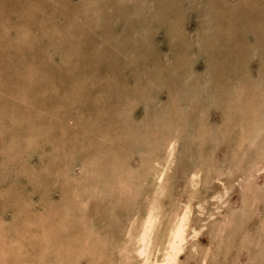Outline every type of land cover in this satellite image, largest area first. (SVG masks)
<instances>
[{"label": "rangeland", "instance_id": "374dc122", "mask_svg": "<svg viewBox=\"0 0 264 264\" xmlns=\"http://www.w3.org/2000/svg\"><path fill=\"white\" fill-rule=\"evenodd\" d=\"M66 1L69 5L65 9L71 7L72 10L63 9L62 5L64 6ZM95 1L98 4L101 3L102 10L100 12L102 13L100 14L104 16L99 18L103 24L95 29V34L100 36L99 40L95 35H91V27H88L85 22L87 19L81 20L83 18L81 10L90 6V0H0V115H3L0 116V122L8 119L12 106L15 108L22 102L21 98H15L16 93L12 91L14 81L17 84L20 83V86L22 84L24 93L36 101L35 105L32 106L21 104L27 110L21 109L19 114L21 116L26 115L28 121L23 120L29 125V131L35 127L52 130L50 133L47 132L49 140H45L44 135L42 137L37 133L33 146L29 147V150L24 148L25 150H21V153L16 156L9 151L4 152V150H7L6 147L4 150L3 148L0 149V237L3 236V240H0L3 244L0 242V246H11L12 252L16 248L19 250L16 249L15 253L17 251L18 253H12L13 255L4 256L3 254L6 261L1 260L0 263L35 264L36 262L38 264L39 260L37 261L36 246L33 245L32 236H39L41 231L44 233L50 232L51 228L54 227L53 223L54 225L65 223L61 222L60 218L64 220L67 218L68 221L66 222L69 223L70 221L74 228H77L76 230L73 228L71 233L82 235L84 233V237L91 240L94 237H92L90 231L88 234L86 228V225H91L92 230L99 231L98 238L103 241L104 245L101 244L103 248L108 247V243L111 242V245H114L115 238L123 235V230L126 227L128 228L127 223L130 224L134 216H141L146 208L145 205L149 204L152 198L155 197L153 174L147 170L148 164L145 158L140 161L143 154L138 152L139 146L135 143V132L144 133L142 129L144 123L150 121L149 118H153V122H157L160 118L159 120L162 123H160L159 128H162L164 124L161 115L163 116L164 111L168 110L164 115V120L175 115L173 109L170 110L172 100L168 102L170 98L175 96H177L174 98V103H177L174 104L177 109L176 118H179V121L173 125L168 124L165 130L163 128L159 130L160 135H166L168 133L167 129L172 133L177 132L181 135L177 144L178 148L176 147L177 158L171 164L167 177H165L167 180L164 187L167 194L166 197H162L160 200L161 215L170 214L173 207L180 210L187 202L190 190L187 174L200 160L198 159L199 155H206L207 159H209V156L213 157L212 159L216 163L210 169L205 164L201 165L202 172L209 173L210 177H204L201 180L195 196V199L202 202L193 201L191 203L192 213L190 214L189 228L198 226L202 228L196 236L197 238L187 239L180 255V264H197L199 254L206 251V248L210 259L207 262L204 260V264H249L251 259L256 260L258 247L254 246L255 240L249 247H240L241 243H238L239 237L244 233L240 231V228H236V221H239L236 219V214L242 205V200L239 201V199H242V195L245 193L244 189L247 188L244 182V173L254 169L251 166L252 162L254 160L259 161L263 156L260 149L264 146V124L260 121L262 124L260 128L256 125L258 124L256 121L260 118L264 119V101L262 100L264 90V0ZM51 6H54V8L50 11ZM55 6H57V9ZM44 7L46 8L45 11ZM74 7L79 9L78 14L80 17H78L80 19L75 16L70 18L71 12L75 13L73 11ZM77 26H81L83 29L88 28L90 39L86 37L85 33L82 37ZM206 26L210 36L207 33L208 31H205ZM19 31L26 32L28 36L26 39L30 38L28 45L24 44L20 38L15 40ZM62 31L64 34L67 32L66 36L61 35L60 32ZM69 33L70 35L72 33L75 37L70 38V36H67ZM71 42L79 49V52L76 50L72 52ZM94 47H98L97 50L100 51H95ZM39 57L40 61L39 59L37 62L30 61L32 58L36 60ZM210 59L214 62V68H221L225 73L221 71L216 74L215 70L210 68ZM27 61L31 66L35 65L36 70H39L37 73L39 76L35 75L34 78H32V74V76H28L30 64ZM38 62H41V64ZM144 66L149 69H145ZM1 71L4 72L3 75H1ZM52 76L56 78H52ZM215 77L218 79L216 80ZM33 80L40 81L39 84H42V86L44 84L48 85L50 92L46 93L47 96L40 92L42 88ZM219 80L221 81L218 85ZM183 83L187 84L186 87L183 86ZM25 85L27 86L25 87ZM219 86L222 87V91H220V94L215 95ZM159 88H162V90ZM187 93L188 95L191 93V95L188 96ZM180 94H182V97H179ZM187 96L188 98H186ZM212 96H217L219 101H214ZM181 98L183 99L182 102L180 101ZM185 99H188V102ZM177 101L180 102L181 105L179 104V106L181 107L178 106ZM8 106L10 107L8 108ZM188 114L194 116L191 117L192 120L190 119L193 122L184 125L188 134L184 130H182L183 132L180 131L181 133L176 131L175 125H178L179 128L180 120ZM241 114L245 117L242 118ZM21 116L17 115L15 118ZM196 116H198V121H204L206 128L212 130V134L208 135V140H206L209 141L206 144L209 145L210 150L207 146L206 150L203 149L204 151H200L199 148L196 149L197 142L185 143L189 141V136L194 135L192 137L195 138L197 127L195 124L198 122ZM67 117L72 126L67 123ZM227 117L230 120L232 119L231 122L233 121L234 124V129H231L230 126V131H226L222 127V120L227 119ZM132 121L135 122L137 129L132 128ZM18 123L21 125L23 121L19 120ZM4 124L0 123L2 132L6 129ZM256 127H259L260 130L256 132L253 138L254 142H244L245 155L239 152V157L243 158V166L239 168L238 165L231 162L234 154V141L239 139L241 129L246 130L248 128L247 131L251 130V133L252 130L256 131ZM63 131L66 134L65 140L61 137ZM24 132L28 133V130ZM11 134H15V132L10 130L8 133L0 135V144L11 146L9 142L13 136ZM21 136L23 134L19 133L17 138H20V143L24 144ZM140 140L141 136L137 138L136 142L140 143ZM64 141L68 145L66 149H71V155L63 153L59 148L57 150L54 148L55 142L63 143ZM99 142L103 144L101 145ZM88 144L89 146H87ZM144 144L147 145V141ZM94 145L98 150H94L96 148ZM102 146L106 150H103ZM7 156L9 159L6 158ZM155 156L158 159L163 156V152L156 150ZM44 162L45 164H43ZM100 162L103 164V166L101 164L102 167L98 166ZM63 163H67L70 170L68 179L64 176V169L61 170L62 173L57 172ZM15 167L18 168V172ZM261 168L263 171L256 174L254 178L255 186L250 187V190L255 192L256 195L258 192L260 194L264 192V160L260 161L259 169ZM144 169H146L147 175H144ZM10 170L12 171L10 172ZM104 170L108 172L110 178L106 176ZM97 174H101L100 177H97ZM11 175L15 176L12 178ZM43 177L45 178L43 179ZM133 177H135V180ZM104 179L108 181L106 186L101 182ZM175 179H177L176 182ZM183 181L184 183H182ZM83 184L89 186L85 192L80 191ZM97 185L99 186L96 187ZM227 186L228 194L222 198L224 202L219 203L217 196ZM35 188L37 189L35 190ZM174 189H176L177 194L174 193ZM74 190L80 191L81 197L86 198L87 196L90 198L87 203V210L92 212V222L82 223L79 218L74 216L75 206L71 202L65 201L66 197L71 196ZM43 191L48 193L46 194ZM11 195L13 198H11ZM44 196L48 197L47 200ZM133 196L136 200L130 198ZM133 203H136V205ZM137 203L139 206H137ZM263 204L264 198L262 196L259 199L260 207H257L259 209L254 212L256 214L252 213L256 217L251 218L252 222L249 219L245 223V226L242 227L244 230L248 231L250 228H254L253 231H255V226L259 227V223H263ZM64 206L70 208V212L66 216L59 212V208H64ZM50 207H53V209ZM137 207L141 210L138 211ZM219 207L220 209L217 210ZM49 210L56 213H51L52 216H49ZM224 215L234 220L230 225L231 228L227 225L225 231H222L227 235V239H224L226 244L222 246L220 243L222 239L219 235L215 233L216 236L213 238L214 234H210L215 225L213 220L215 218L217 221L223 220ZM105 217L108 219L106 220ZM209 217L212 219H209ZM254 218L256 219L254 220ZM121 223L124 224V229L120 226ZM13 225H15L14 228ZM251 225L254 227H251ZM235 231L236 236H234ZM111 232H115V234ZM255 232L257 233L256 236H259V232ZM256 238L259 239V237ZM14 240L18 241V243L16 242L17 245L14 244ZM18 245L19 247H17ZM3 246L2 249H4ZM192 246H195L194 251L191 249ZM220 246L222 252H220ZM237 246L238 248H236ZM19 248L23 254L20 253ZM56 248L53 249L52 254ZM224 248L227 249L226 252L223 250ZM233 249L235 250L233 251ZM33 250H35V253H33ZM28 251L30 252L29 255ZM224 258H228V260ZM260 258L261 261L259 260L256 263L253 260L250 261V264H264V255L262 254ZM217 259L219 260L217 261ZM86 260L87 258L83 257L78 264H86ZM103 263L107 264L108 262Z\"/></svg>", "mask_w": 264, "mask_h": 264}, {"label": "bare ground", "instance_id": "6f19581e", "mask_svg": "<svg viewBox=\"0 0 264 264\" xmlns=\"http://www.w3.org/2000/svg\"><path fill=\"white\" fill-rule=\"evenodd\" d=\"M54 1V0H53ZM59 1V0H58ZM86 1H88V0H86ZM38 2V1H37ZM96 1L95 0H90V6L88 7V8H83L82 10H81V14L83 15L82 17L83 18H81V20L83 19H87L85 22H86V25L89 27H91L90 29L92 30L91 31V35H95V37L99 40V37L100 36H98V35H96L95 34V29H97V28H99V26L101 25V24H103L102 23V21L101 20H99V18L100 17H102L103 16V14L101 15L100 13H102V12H100L101 10H102V5H101V3L100 4H98L97 2L95 3ZM44 3V2H43ZM48 3V2H47ZM53 3V2H52ZM51 3V4H52ZM88 4V3H87ZM41 5V4H40ZM45 5V4H44ZM47 5V4H46ZM55 5V4H54ZM69 5V3H67V1L65 2V4H64V6L62 5V7H63V9H65L67 6ZM43 6V5H42ZM73 6V5H72ZM52 7V6H51ZM56 7V9H57V6H55ZM43 8V7H42ZM48 8V7H47ZM53 8H54V6L52 7V9L50 8L49 10L51 11V10H53ZM104 8V7H103ZM45 7H44V11H45ZM69 11H70V9H71V7L70 8H67ZM67 9H65V10H67ZM74 10L73 11H75V13H72L71 12V16H70V18L72 17V16H75L76 18L79 16V14H78V11H79V9L78 8H73ZM88 9V10H87ZM48 10V9H47ZM48 10V11H49ZM62 10V9H61ZM72 10V9H71ZM107 10V9H106ZM28 11V10H27ZM26 11V12H27ZM50 11H49V13H50ZM57 11V10H56ZM63 13V12H62ZM48 14V13H47ZM57 14H59V13H57ZM61 14V13H60ZM69 14V13H68ZM34 15V14H33ZM54 15V14H53ZM62 15V14H61ZM3 16V15H2ZM41 16V15H40ZM66 16H68V15H66ZM35 17V16H34ZM39 17V16H38ZM44 17V16H43ZM80 17V16H79ZM78 17V19H80ZM104 17V16H103ZM3 18V17H2ZM7 18V17H6ZM36 18V17H35ZM56 18V17H55ZM58 18V17H57ZM41 19V18H40ZM8 20V19H7ZM35 20V19H34ZM43 21H44V19H42ZM56 20H58V19H56ZM69 20V19H68ZM82 20V21H83ZM5 21V20H4ZM48 21V20H47ZM60 21V20H59ZM9 22V21H8ZM70 23H73V22H71V21H69ZM95 22V23H94ZM10 23V22H9ZM99 23V24H98ZM24 24V23H23ZM34 24V23H33ZM32 24V25H33ZM96 24H98V25H96ZM12 25V24H11ZM93 25H95V26H93ZM16 26V25H15ZM29 26H31V25H29ZM28 26V27H29ZM46 26V25H45ZM83 26V25H82ZM78 27V30H79V32H80V34L82 35V37L84 36V33H85V35H86V37L88 38V39H90V37L91 36H88V33L90 34V32H89V30H88V28L87 29H83V28H81V26H77ZM94 27V29H92ZM8 28V27H7ZM11 28V27H10ZM71 28V27H70ZM207 29V30H206ZM13 30V29H12ZM36 30H37V27H36ZM104 31V30H103ZM205 31L207 32L208 31V27L206 26L205 27ZM51 32L53 33V31L51 30ZM61 33V35H64V36H66L65 34L67 33H65L64 34V32L62 31V32H60ZM208 33V35L210 36V32L208 31L207 32ZM76 34V33H75ZM30 35V34H29ZM67 36H70V38L71 37H73L74 35L71 33V35H70V33L67 35ZM79 36V35H78ZM28 36H27V34H26V32H21V31H19V32H17V34H16V39L15 40H17V38L19 39H21V41H23V43L24 44H26V45H28V43H30V38L29 39H26ZM30 37V36H29ZM75 37V36H74ZM23 38V39H22ZM210 38V37H209ZM208 38V39H209ZM51 39H52V37H51ZM85 39V38H84ZM189 39V38H188ZM6 41V40H5ZM39 41V40H38ZM43 41V40H42ZM45 41V40H44ZM12 42V41H11ZM1 43V42H0ZM38 43V42H37ZM191 43V42H190ZM210 44V43H209ZM108 46H109V44H108ZM107 46V47H108ZM76 48V49H75ZM98 49V47H94V50L95 51H97V52H99L100 50H97ZM103 49H105V50H107L106 48H103ZM102 49V50H103ZM260 49V48H259ZM71 50H72V52L73 51H78L79 52V49L77 48V47H75V45H74V43H72L71 42ZM24 52V51H23ZM101 52H103V51H101ZM1 53H2V51H1ZM104 53V52H103ZM24 56H25V53H24ZM43 57V56H42ZM213 57V56H212ZM264 58V57H263ZM38 59H39V61H40V57L39 58H36V60L34 59V58H32L30 61H32V62H37L38 61ZM244 59V58H243ZM243 59H241V60H243ZM108 60V59H107ZM149 61H151V60H149ZM210 61V68H213L215 71V73L216 74H219V72H221V71H223V69H221V68H214V62H213V60H209ZM2 62V61H1ZM132 62H134V61H132ZM148 62V61H147ZM2 63H4V62H2ZM27 63H28V61H27ZM26 63V64H27ZM38 63H40L41 64V62H38ZM6 64V63H5ZM28 64H30V63H28ZM186 64V63H185ZM213 65V66H212ZM2 67V66H1ZM145 67V66H144ZM226 67V66H225ZM149 69L148 67H145V69ZM178 69H180V68H178ZM177 69V70H178ZM1 70H3V69H1ZM151 70V69H150ZM156 70V69H155ZM4 71V70H3ZM38 71L39 70H36V68H35V65L33 64L32 66H31V64H30V66H29V75L28 76H30L31 74L33 75H31L32 76V78H34V76L35 75H37V76H39V74H37L38 73ZM106 71V70H105ZM160 71V70H159ZM182 71V70H181ZM2 72V71H1ZM68 72V71H67ZM152 72V71H151ZM184 72V71H183ZM187 72V71H186ZM189 72V71H188ZM70 73V72H69ZM106 73H107V71H106ZM150 73V72H149ZM153 73V72H152ZM213 73V72H212ZM223 73H225L224 71H223ZM4 74V72H2L1 73V75H3ZM52 74V73H51ZM154 74V73H153ZM164 74V73H163ZM184 74H185V72H184ZM188 73H187V77H188ZM58 76H60L59 74H58ZM57 76V77H58ZM152 76V75H151ZM156 76V75H155ZM176 76V75H175ZM244 76V75H243ZM141 78H142V76H140ZM144 77V76H143ZM245 77V76H244ZM52 78H56V77H53L52 76ZM155 78V77H154ZM163 78V77H162ZM189 78V77H188ZM214 78V77H213ZM216 78V80L218 79L217 77H215ZM163 79H165V78H163ZM182 79V78H181ZM48 81H49V79H47ZM154 80V79H153ZM184 80H186V79H184ZM183 80V81H184ZM37 85H40V87L42 88L41 90H40V92L43 94V95H46V93L47 92H50V90H49V87H47L48 85H43L42 86V84H39V82L40 81H36V80H33ZM148 81V80H147ZM157 81V80H156ZM188 81V80H187ZM191 81V80H190ZM220 81L221 80H219V82H217V84L219 85L220 84ZM159 82H161V81H159ZM168 82V81H167ZM192 82V81H191ZM146 83V82H145ZM151 83H152V81H151ZM246 83V82H245ZM149 84H150V82H149ZM148 84V85H149ZM153 85H155L154 83H152ZM180 84V83H179ZM178 84V85H179ZM184 84V83H183ZM200 84V83H199ZM152 85V86H153ZM169 85V84H168ZM171 85V84H170ZM173 85V84H172ZM187 85V84H186ZM186 85L184 84L183 86L184 87H186ZM209 85V84H208ZM27 85H25V87H26ZM32 86V85H31ZM190 86H191V84H190ZM197 86V85H196ZM210 86H212V85H210ZM251 86H253V85H251ZM131 87V86H130ZM143 87V86H142ZM195 87V86H194ZM201 87V86H200ZM138 88V87H137ZM150 88H152V87H150ZM155 88H156V86H155ZM155 88H153V89H155ZM172 88V87H171ZM196 88V87H195ZM198 88H199V86H198ZM217 88V87H216ZM157 89V88H156ZM155 89V90H156ZM159 89H161L162 90V88H159ZM167 89V88H166ZM4 90H6V89H4ZM148 90V89H147ZM181 90V89H180ZM185 90V89H184ZM192 90V89H191ZM256 90V89H255ZM12 91H14L16 94V96H15V98H21L22 99V102H21V104H23V106H32V105H35V100H33L32 99V97H28V95L26 94V93H24V86L21 84V86H20V83H15L14 81H13V83H12ZM153 91V90H152ZM170 91V90H169ZM176 91V90H175ZM186 91V90H185ZM193 91V90H192ZM220 91H222V87H218V89H216V92H215V95H218V93L220 94ZM29 92H31V91H29ZM153 92H155V91H153ZM166 92V91H165ZM174 92V91H173ZM177 92V91H176ZM175 92V93H176ZM187 92V91H186ZM188 92H189V90H188ZM197 92V91H196ZM195 92V93H196ZM2 93V92H1ZM5 93H7L6 91H5ZM179 93H181V92H179ZM183 93V92H182ZM50 94V93H49ZM159 94H161V93H159ZM168 94V93H167ZM177 94H178V92H177ZM185 94V93H184ZM190 95H191V93H189ZM43 95H42V97H43ZM153 95V94H152ZM187 95H188V93H187ZM190 95H188V96H190ZM193 95V94H192ZM47 96V95H46ZM170 96H171V94H170ZM182 97V94H180L179 95V97ZM184 96V95H183ZM188 96L186 97V98H188ZM194 96V95H193ZM157 97V96H156ZM175 97H177V96H175ZM174 97V98H175ZM196 97V96H195ZM213 97V99H214V101L216 100V101H219L218 100V97L217 96H212ZM147 98H148V96H147ZM154 98V97H153ZM166 98V97H165ZM174 98H170L169 99V101L168 102H170V100H172L171 102H173L171 105H172V108H170V110L171 109H173V112H174V114L175 115H173V117H171L170 119H166V120H164V115L166 114V112L168 111H164V113H163V116L161 115V117H163L162 118V121H163V129L165 130V127L167 128L168 127V124H170V125H173V124H175V122L177 123L178 121H179V118H176L177 116H176V113H177V109H176V107H175V105L174 104H177V103H174ZM155 99V98H154ZM190 99V98H189ZM219 99H220V97H219ZM6 100V99H5ZM177 100H178V98H177ZM182 98H181V102H182ZM186 100V99H185ZM188 100V99H187ZM186 100V101H187ZM249 100V99H248ZM262 100L264 101V90H263V97H262ZM42 101V100H41ZM186 101L184 102L185 104H186ZM191 101V100H190ZM200 101V100H199ZM259 101H260V99H259ZM176 102V101H175ZM178 102V101H177ZM188 102V101H187ZM197 102H198V100H197ZM246 102V101H245ZM192 103V102H191ZM194 103V102H193ZM202 103V102H201ZM21 104H19L17 107H15L14 108V106H12L11 108V110L9 111V117H8V119L7 120H3L2 122H0V123H5L4 124V126H5V128L7 129H5V131H3L2 132V130H0V135H3L4 133H8L10 130H12V131H14L15 132V134H11V135H13L12 137H11V140L9 141L10 142V144H11V146H6V145H4V144H0V146H1V148L0 149H2L3 148V150H4V148L5 149H7L6 151L4 150V152H10V153H14L15 154V156L18 154V153H21V150L22 151H24L25 149H27V150H29L30 148L29 147H31V146H33V144H34V142H35V140H36V138H35V136H36V134L38 133V134H40V136H42L43 137V135H44V139L45 140H49V136H48V133L47 132H51L52 130L51 129H49V128H47V129H40V127H35V128H33V130L31 129V131H29L30 129L28 128V124L27 123H25L24 122V120L23 119H26V121H28V119L26 118V115H22L21 116V114H19L20 113V111H21V109L22 110H24V109H26V108H24ZM154 104V103H153ZM179 104H180V102H178V106H179ZM187 104H190V103H187ZM160 105V104H159ZM169 105V104H168ZM181 105V104H180ZM191 105H193V104H191ZM190 105V107H192ZM195 105V104H194ZM200 105V104H199ZM203 105V104H202ZM161 106V105H160ZM177 106V105H176ZM185 106V105H184ZM204 106V105H203ZM202 106V107H203ZM10 106H8V108H9ZM179 107H181V106H179ZM18 108V109H17ZM114 109V108H113ZM14 110V111H13ZM27 110V109H26ZM166 110V109H165ZM169 110V111H170ZM232 110V109H231ZM172 111V110H171ZM170 111V112H171ZM263 111V110H262ZM198 112H199V110H198ZM196 113V112H195ZM254 113V112H253ZM1 114V113H0ZM21 116V117H16L15 118V116ZM198 115V114H197ZM229 115L231 116V114L229 113ZM1 116V115H0ZM3 116V115H2ZM1 116V117H2ZM201 116V115H200ZM225 116V115H224ZM167 118H168V116H166ZM180 117V116H179ZM191 117H194L193 116V114H188V116H186L184 119L182 118L181 120H180V125H179V128H178V125H175L176 127H174L175 128V130L176 131H182V130H184V132H186L187 131V128H184L185 126V124H189L188 122H193V121H190V119H191ZM197 117V121L199 120L198 119V116H196ZM241 117L243 118V117H245L243 114H241ZM240 117V118H241ZM264 117V116H263ZM70 118V117H69ZM123 119V118H122ZM160 118H158V120H157V122H153V118L151 119V118H149V120L150 121H148V123L147 122H145L144 124V128L142 129L143 131H144V133H141L140 134V132L139 133H136L135 132V134H136V136H135V143H137V146H139L138 148V152L139 153H141V154H143L142 156H141V160L140 161H143L144 160V158H145V160H146V163L148 164V169L147 170H149V172L151 173V174H153L152 175V177H153V180L155 181V187H154V193H155V197L154 198H152V200H151V202H149V204H146L145 206H146V208H145V210L143 211V213L141 214V216H134L133 218H132V221H130V224H128L127 223V226H128V228L126 227L125 229L123 228V226H124V224L122 225V223H121V225L120 226H122V228L124 229L123 230V235H119L120 237L119 238H115V242H114V245H111V243H108V247L106 246H104L105 248H103L102 247V243H103V241H100L99 240V238H98V234H100L99 233V231H97V230H92L91 229V225H86V228L88 229V234H89V231H90V233H91V235H92V237H94L93 239H86L85 237H84V233H83V235L82 234H78V233H71L72 232V230H73V228H74V226L72 225V223H70V221H69V223H67L66 221H68V219L66 218L65 220L64 219H62V218H60V221L61 222H65V223H61V224H58V225H54V223H53V228H51V230H50V232L48 231H46L47 233H44L43 231H41L40 232V235L39 236H37V235H34V236H32V242H33V245H35L36 247V252H37V255H36V257L38 258L37 259V261L39 260V263L40 264H78V263H80V260L83 258V257H86L87 258V260H86V264H104L103 262H108L107 264H180V255L182 254V252H183V249H184V246H185V243H186V241H187V239L189 238H197L196 236L198 235V233H199V231H200V229L202 228L201 226H198V227H190L189 228V220H190V214L192 213V202L193 201H196V202H198V203H201L202 201L201 200H197V199H195L196 197V195H197V192H198V187H199V185H200V183H201V180L204 178V177H207V178H209L210 176V174L209 173H206V172H202V164H205L206 166H208L209 168L208 169H210V168H212L213 166H215L216 165V163H215V161H214V159H212L213 157H208L209 159H207V156L206 155H199L198 156V159H200V160H198V162L195 164V166L194 167H192V169L190 170V172H188V176H189V179H188V181H189V188H190V190H189V196H188V200H187V202L184 204V206H183V208H181L180 210H178V208L176 209L175 207H173L172 208V210H171V212H170V214H168V215H161V208H160V200H161V198L162 197H166V194H167V192L165 191V187H164V184H165V182H166V180H167V178H165V177H167V174H168V171H169V169H170V167H171V164H173V161L175 160V158H177L176 157V152H177V149H176V147H177V144H178V141H179V138H180V134H178L177 132H170L168 129H167V131H168V133L166 134V135H160V132H159V130H162V128H159L160 127V123H162L160 120H159ZM236 119V118H235ZM250 119H252V118H250ZM250 119L248 120L249 122H250ZM19 120L20 121H23V123H21V125L18 123L19 122ZM67 120H68V122L67 123H69V126H72V124H71V122H70V120L68 119V117H67ZM192 120V119H191ZM206 120V119H205ZM232 120V119H231ZM231 120L229 119V117H227V119L225 118V119H223L222 120V122H223V128H225L226 129V131H230V126H231V129H234V124H233V121L231 122ZM245 120V119H244ZM256 120V119H255ZM64 121V120H63ZM245 121H247V120H245ZM244 121V122H245ZM262 122V124H264V119L262 120L261 118L260 119H258V121H256V123H258V124H256L255 122H254V124H256L257 126H259L260 128H261V122ZM15 122V123H14ZM65 122V121H64ZM133 122V121H132ZM242 122V121H241ZM248 122V123H249ZM121 123V122H120ZM23 124V125H22ZM134 124V125H133ZM133 124H132V128L133 129H137L136 127L137 126H135L136 124H135V122H133ZM190 124H192V123H190ZM250 124V123H249ZM195 125H197V127L195 126ZM194 125V127H196V130H195V138H193L194 137V135H192V136H189V138H188V140L189 141H186L185 143H188V144H190V143H195V142H197L198 143V146L196 147V149L197 148H199L200 149V151L202 150V151H204L203 149H205L206 148V146H207V144H206V142H208L209 143V141H206V140H208V135H211L212 133H211V129H209V128H206V126H205V123H204V121L203 122H201V121H198L196 124ZM239 125H240V123H239ZM187 126H189V125H187ZM237 126V125H236ZM254 126V125H253ZM34 127V126H33ZM193 127V128H194ZM238 128H239V126H237ZM245 127V126H244ZM252 127V126H251ZM259 127H256L255 128V130L256 131H253L252 130V132L250 133V131L251 130H249V132L247 131V129L245 130V129H241V134L239 135L240 137H239V139L238 140H235L234 141V147H233V152H234V154L232 155V159H231V162L232 163H234V164H236V165H238L239 166V168L241 167V166H243L242 165V163H243V158H241V157H239V152H242L244 155H245V153H246V149L244 150V148H243V146H244V142H254L253 141V138L255 137V134H256V132L258 131V130H260V128ZM131 128V127H130ZM139 128V127H138ZM246 128V127H245ZM132 129V131L134 132V130ZM140 129V128H139ZM253 129V128H252ZM25 130H28V133H26V132H24ZM237 131H238V129H237ZM183 132V131H182ZM193 132H194V130H193ZM246 132H248V133H250V134H248V133H246ZM16 133H20V134H23V136H21L22 138H23V141H24V144H21L20 143V138H17V135L18 134H16ZM181 133V132H180ZM187 133V132H186ZM115 134V133H114ZM188 134V133H187ZM68 135V134H67ZM65 136H66V134H65V131H63V132H61V137L65 140ZM103 136H105V135H103ZM139 136H141V140H140V143L139 142H136V140H137V138L139 137ZM188 137V136H187ZM190 137H192V138H190ZM103 138H105V137H103ZM246 138H249V139H246ZM257 138V137H256ZM91 139V138H90ZM143 139V140H142ZM190 139H192V141H190ZM106 140V139H105ZM88 141V140H87ZM94 141V140H93ZM147 141V145L146 144H144V142H146ZM97 142V141H96ZM95 142V143H96ZM99 143H101V142H99ZM180 143V142H179ZM103 143H101V145H102ZM99 145V144H98ZM87 146H89V144L87 145ZM95 147H96V145H94ZM187 146V145H186ZM209 146V145H208ZM208 146H207V148H208ZM21 147V148H20ZM66 147H68V145L66 144V142L64 141L63 143H59V142H55V149L57 150V148H59V150L61 149V151H63V153H68V154H70L71 155V149H66ZM252 147V146H251ZM258 147V146H257ZM256 147V148H257ZM20 148V149H19ZM25 148V149H24ZM93 148V147H92ZM102 148H104V146H102ZM178 148V147H177ZM184 148H185V146H184ZM211 148H213V147H211ZM253 148H254V146H253ZM259 148V147H258ZM94 149V148H93ZM97 149V147L94 149V150H96ZM209 149V148H208ZM2 150V151H3ZM98 150V149H97ZM101 150V149H100ZM103 150H106L105 148L103 149ZM156 150L157 151H162L163 152V156L162 157H160V158H158L157 159V157L155 156V153H156ZM187 150V149H186ZM206 150V149H205ZM210 150V149H209ZM254 150H255V148H254ZM261 150V153H263V156H262V159H258L259 161H251L252 162V164H251V166H253L254 167V169H251V171H249V172H245L244 173V182H245V185L247 186V188L246 189H244L245 190V193H243V195H242V199L240 198L239 199V201L240 200H242V205L240 206V209H239V212L236 214V219H238L239 221H236V228L237 229H239L240 228V231L242 232V233H244V234H242L240 237H239V239H238V243H241L240 244V247L242 246V247H245V246H247V247H249V245H252V242L255 240V244H254V246L257 248L258 247V249H257V252H256V260H254V262H259V260L261 261V255L263 254L264 255V215H263V217L261 216L262 214V212H263V210H262V212L260 211V216L262 217V221H263V223H259L260 225H259V227L257 226H255V231H258L259 233H258V235L259 236H256V232L255 231H253V229H249L248 231H246V230H244L242 227H244L245 226V223L250 219L251 220V218L253 219V217H256V216H253V214L252 213H254V212H256V209H257V207L259 206V199L263 196V198H264V192H262L263 194H260V192H258V194L256 195V193L255 192H253V191H251L250 190V187H252V186H255V176H256V174H260L261 173V171H263V169L261 168V169H259V166H260V161L261 160H264V146L262 147V149H260ZM102 151V150H101ZM179 152H181L180 150H179ZM9 153V155L11 156V154ZM7 154V153H6ZM179 154V153H178ZM200 154V153H199ZM255 154H258V153H255ZM4 155V154H3ZM94 155V154H93ZM260 155V154H259ZM2 156V155H1ZM65 156V155H64ZM256 156H258V155H256ZM13 157V156H12ZM259 157V156H258ZM6 158H8V156L6 157ZM250 158V157H249ZM252 158V157H251ZM261 158V157H260ZM9 159V158H8ZM82 162V161H81ZM99 162V161H98ZM228 162V161H227ZM262 163V162H261ZM43 164H45V162L43 163ZM42 164V165H43ZM97 164V163H96ZM101 162L98 164V166L100 165V167H102L103 166V164H102V166H101ZM115 164V163H114ZM177 164V163H176ZM209 164V165H208ZM68 164L67 163H63V165L61 166L60 165V169H58V171L57 172H60V173H62V169H64V176L68 179L69 178V176H70V174H69V167L67 166ZM213 165V166H212ZM263 165V164H262ZM23 166H25V165H23ZM95 166V165H94ZM97 166V167H98ZM178 166V165H177ZM231 166V165H230ZM47 167V166H46ZM96 167V166H95ZM263 167V166H262ZM17 167H15V169H16ZM176 168V167H175ZM216 168V167H215ZM6 169V168H5ZM26 169V168H25ZM115 169H117L116 167H115ZM146 169H144L143 170V173H144V175L146 174ZM39 170V169H38ZM122 170V169H121ZM127 170V169H126ZM173 170V169H172ZM204 170V169H203ZM9 171V170H8ZM12 170H10V172H11ZM15 171V170H14ZM21 171V170H20ZM128 171V170H127ZM176 170L174 169V172H175ZM187 171H189V170H187ZM223 171V170H222ZM17 172H18V168H17ZM38 172V171H37ZM104 172L107 174L106 176H108L109 178H110V176H109V174H108V172L106 171V170H104ZM122 172V171H121ZM124 172H125V169H124ZM32 173V172H31ZM206 173V174H205ZM264 173V172H263ZM10 174V173H9ZM14 174V173H13ZM35 174V173H34ZM39 174V173H38ZM177 174V173H176ZM186 174V173H185ZM27 175V174H26ZM100 175L101 174H97V177H100ZM124 175V174H123ZM147 175V174H146ZM262 175V174H261ZM4 176V175H3ZM12 176V178L15 176H13V175H11ZM36 176V175H35ZM40 176V175H39ZM119 176V175H118ZM176 176V175H175ZM25 177H27V176H25ZM108 177H107V179H108ZM124 177H125V175H124ZM132 177V176H131ZM171 177H173V178H175L174 176H171ZM185 177V176H184ZM214 177V176H213ZM10 178V177H9ZM32 178H34V177H32ZM45 177H43V179H44ZM134 178V180H135V177H133ZM188 178V177H187ZM26 179V178H25ZM29 179H31L30 177H29ZM36 179V178H35ZM39 179H42V178H39ZM38 179V180H39ZM107 179H104V180H102L101 182L102 183H104L105 184V186H106V184H108V181H107ZM184 179V178H183ZM12 180V179H11ZM27 180V179H26ZM25 180V181H26ZM100 180V179H99ZM98 180V181H99ZM109 180H111V179H109ZM113 180H115L114 178H113ZM176 180L177 179H175V182H176ZM210 180H211V178H210ZM9 181V180H8ZM30 181H32V180H30ZM46 181V180H45ZM186 182H187V180H186ZM24 183V182H23ZM26 183V182H25ZM24 183V184H25ZM32 183H34V182H32ZM36 183H37V181H36ZM51 183V182H50ZM97 183V182H96ZM172 183V182H171ZM182 183H184V181L182 182ZM27 184H28V182H27ZM30 184V183H29ZM41 184V183H40ZM110 184V183H109ZM176 184V183H175ZM186 184V183H185ZM257 184V183H256ZM33 185V184H32ZM47 185V184H46ZM169 185H170V183H169ZM173 185V184H172ZM177 185V184H176ZM179 185V184H178ZM35 187H36V184L34 185ZM92 186V185H91ZM99 185H97L96 187H98ZM103 186V185H102ZM123 186V185H122ZM124 186H126V185H124ZM221 186V185H220ZM258 186V185H257ZM32 188H33V186H31ZM40 187V186H39ZM80 187V186H79ZM87 187H89V186H86L85 184H83L82 186H81V188H80V191H84L85 192V190H86V188ZM113 187V186H112ZM44 188V187H43ZM46 188V187H45ZM93 188V187H92ZM102 188V187H101ZM104 188V187H103ZM121 188V187H120ZM124 188V187H123ZM174 188V187H173ZM178 188V187H177ZM262 188V187H261ZM4 189V188H3ZM37 188H35V190H36ZM42 189V188H41ZM94 189V188H93ZM92 189V190H93ZM126 189H127V187H126ZM125 189V190H126ZM183 189H184V187H183ZM221 189V188H220ZM28 190H30V189H28ZM88 190V189H87ZM96 190V189H95ZM98 190V189H97ZM113 190V189H112ZM172 190V189H171ZM182 190V189H181ZM47 191V190H46ZM46 191H43V192H45L46 193ZM80 191H76V190H74L73 192H72V195L71 196H68V197H66V199H65V201H69V202H71V204H73L74 206H75V212H74V216L76 217V218H79L81 221H82V223H84V224H86V222L88 221H90V222H92L93 221V217L91 216V213L92 212H90L89 210H87V203H88V201L90 200V198H88L87 196H86V198H83V197H81L82 195H80ZM89 191V190H88ZM98 191H100V190H98ZM102 191V190H101ZM111 191V190H110ZM119 191V190H118ZM122 191V190H121ZM263 191V190H262ZM31 192H34V191H32L31 190ZM38 192V191H37ZM43 192H41V193H43ZM90 192V191H89ZM103 192V191H102ZM113 192V191H112ZM116 192V191H115ZM123 192V191H122ZM129 192V191H128ZM127 192V193H128ZM132 192V191H131ZM27 193V192H26ZM35 193V192H34ZM39 193V192H38ZM48 193V192H47ZM46 193V194H47ZM106 193V192H105ZM108 193V192H107ZM118 193V192H117ZM121 193V192H120ZM124 193V192H123ZM174 193L175 194H177V192H176V189H174ZM13 194H15V193H13ZM12 194V195H13ZM29 194V193H28ZM33 194V193H32ZM122 194V193H121ZM129 194H131L130 192H129ZM134 194V193H133ZM227 194H228V186L226 187V188H224V190H223V192H221V194L219 193L218 194V196H217V201L219 202V203H221V201L222 202H224L223 201V199L222 198H224V196L226 197L227 196ZM231 194V193H230ZM3 195V194H2ZM10 195V194H9ZM12 195H11V198H13L12 197ZM34 195V194H33ZM101 195V194H100ZM106 195V194H105ZM174 195V194H173ZM181 195V194H180ZM4 196V195H3ZM14 196V195H13ZM25 196V195H24ZM28 196V195H27ZM116 196H118V195H116ZM129 196V195H128ZM101 197V196H100ZM104 197V196H103ZM108 197V196H107ZM121 197H122V195H121ZM177 197V196H176ZM194 197V198H193ZM39 198V197H38ZM44 198H46L45 196H44ZM44 198H43V200H44ZM48 198V197H47ZM47 198H46V200H47ZM51 198V197H50ZM123 198V197H122ZM130 198H135L134 196L133 197H130ZM173 198H174V196H173ZM229 198V197H228ZM24 199H25V197H24ZM27 199V198H26ZM29 199V198H28ZM31 199V198H30ZM42 199V198H41ZM110 199V198H109ZM175 199V198H174ZM178 199V198H177ZM38 200V199H37ZM52 200V199H51ZM125 200V199H124ZM129 200V199H128ZM131 200V199H130ZM135 200H136V198H135ZM12 201V200H11ZM13 201H14V199H13ZM30 201V200H29ZM28 201V202H29ZM40 201V200H39ZM104 201H106L105 199H104ZM127 201V200H126ZM132 201V200H131ZM138 201V200H137ZM173 201V200H172ZM171 201V202H172ZM111 202V201H110ZM134 202V201H133ZM140 202V201H139ZM15 203V202H14ZM106 203V202H105ZM145 203V202H144ZM147 203V202H146ZM207 203V202H206ZM218 203V205H220ZM226 203V202H225ZM13 204V203H12ZM36 204V203H35ZM48 204H50V203H48ZM132 204V203H131ZM134 205H136V203H133ZM178 204H179V202H178ZM203 204V203H202ZM224 204V203H223ZM240 204V203H239ZM262 204V203H261ZM41 205V204H40ZM122 205V204H121ZM15 206V205H14ZM35 206V205H34ZM57 206V205H56ZM137 206H139L138 205V203H137ZM263 206H264V204H263ZM13 207V206H12ZM92 207V206H91ZM260 207V206H259ZM51 209H53V207H50ZM114 208V207H113ZM138 208V211H139V209L141 210V208H139V207H137ZM143 208V207H142ZM14 209H16V208H14ZM19 209V208H18ZM60 209V211L59 212H61V213H63V214H65V216L67 215V214H69V212H70V208L69 207H66V206H64V208H59ZM134 209H135V206H134ZM174 209V210H173ZM214 209V208H213ZM220 209V207L217 209V210H219ZM259 209V208H258ZM257 209V210H258ZM43 210V209H42ZM124 210V209H123ZM127 210V209H126ZM196 210V209H195ZM198 210V209H197ZM260 210H261V208H260ZM1 211V210H0ZM15 211V210H14ZM22 211V210H21ZM44 211V210H43ZM213 211V210H212ZM222 211H223V209H222ZM23 212H25L24 210H23ZM22 212V213H23ZM42 212V211H41ZM49 216H52V214L51 213H56L55 211H50L49 210ZM129 212H131V211H129ZM135 212V211H134ZM1 213V212H0ZM17 213V212H16ZM46 213V212H45ZM213 213V212H212ZM7 214V213H6ZM35 214V213H34ZM62 214V215H63ZM101 214H102V211H101ZM254 214H256V213H254ZM9 215V214H8ZM26 215V214H25ZM28 215V214H27ZM26 215V216H27ZM41 215V214H40ZM199 215V214H198ZM25 216V217H26ZM33 216V215H32ZM35 216V215H34ZM33 216V217H34ZM54 216V215H53ZM122 216V215H121ZM19 217V216H18ZM44 217V216H43ZM199 217V216H198ZM211 217H213V216H211ZM211 217H209V219H212ZM261 217H260V219H261ZM30 218V217H29ZM42 218V217H41ZM45 218V217H44ZM106 218V217H105ZM113 218V217H112ZM192 218V217H191ZM213 218H215V217H213ZM25 219V218H24ZM48 219V218H47ZM108 218H106V220H107ZM218 219V218H217ZM256 218H254V220H255ZM34 220H36V219H34ZM114 220V219H113ZM215 220V221H214ZM213 220V222L215 223V225L213 226V231H211L212 233L210 234V235H213V238H215V236H216V234L217 235H219V237L222 239V242H220L221 244H222V246H223V244H226V240H224L225 238L227 239V235H226V233H223L222 231H225V228H226V226L227 225H229L228 227L229 228H231L230 227V225L233 223V218L231 219L229 216L227 217L226 215H224L223 216V220L221 219L220 221L218 220H216V218ZM23 221V220H22ZM44 221H46V220H44ZM259 221V220H258ZM14 222V221H13ZM40 222V221H39ZM115 222V221H114ZM125 222V221H124ZM251 222H252V220H251ZM250 222V223H251ZM23 223V222H22ZM45 223V222H44ZM43 223V224H44ZM47 223V222H46ZM98 223V222H97ZM113 223V222H112ZM163 223H165L164 225H162ZM20 224V223H19ZM26 224V223H25ZM40 224V223H39ZM91 224V223H90ZM116 224V223H115ZM9 226H10V224H8ZM49 225V224H48ZM112 225V224H111ZM110 225V226H111ZM114 225V224H113ZM199 225V224H198ZM202 225V224H201ZM250 225V224H249ZM253 225V224H252ZM251 225V227H254V226H252ZM2 226V225H1ZM6 226H7V224H6ZM120 226H118V227H120ZM162 226V227H161ZM3 227V226H2ZM15 227V225H13V228ZM32 227V226H31ZM48 227V226H47ZM99 227V226H98ZM115 227H116V225H115ZM7 228V227H6ZM29 228V227H28ZM27 228V229H28ZM41 228H42V226H41ZM97 228V227H96ZM12 229V228H11ZM32 229V228H31ZM47 229H50V228H47ZM75 230L77 229V228H74ZM118 229H121V228H118ZM23 230V229H22ZM25 230V229H24ZM108 230V229H107ZM114 230V229H113ZM3 231V230H2ZM10 231V230H9ZM102 231H104V230H102ZM112 231V230H111ZM251 231H253V232H251ZM21 232V231H20ZM35 232V231H34ZM33 232V233H34ZM37 232V231H36ZM78 232H80V231H78ZM120 232V231H119ZM228 232V231H227ZM2 233V232H1ZM8 233V232H7ZM13 233V232H12ZM24 233H26V232H24ZM32 233V232H31ZM109 233V232H108ZM112 234H115V232L113 233V232H111ZM216 233V234H215ZM5 234V233H4ZM111 234V235H112ZM235 235L234 236H236V231H235V233H234ZM2 235V234H1ZM8 235V234H7ZM13 235H15V234H13ZM20 235V234H19ZM10 236V235H9ZM20 237V236H19ZM116 237V236H115ZM256 237H259V239L258 238H256ZM216 238H218V237H216ZM219 238V239H220ZM231 238H232V236H231ZM8 239H10V238H8ZM14 239H15V237H14ZM230 239V238H229ZM228 239V240H229ZM235 239V238H234ZM0 240L2 241L3 240V236H1L0 237ZM5 240V239H4ZM11 240H12V238H11ZM25 240V239H24ZM117 240V241H116ZM231 240V239H230ZM229 240V241H230ZM0 241V242H1ZM7 241V240H6ZM15 242H14V244L15 245H17V243H18V241L17 240H14ZM192 241V240H191ZM221 241V240H220ZM8 242V241H7ZM6 242V243H7ZM12 242V241H11ZM17 242V243H16ZM23 242V241H22ZM212 242V241H211ZM233 242V241H232ZM219 245H221L219 242H217ZM230 243V242H229ZM234 243H235V241H234ZM254 243V242H253ZM1 244H3L2 242H1ZM20 244V243H19ZM214 244V243H213ZM231 244V243H230ZM233 244V243H232ZM246 244V245H245ZM103 245H104V243H103ZM234 245V244H233ZM2 246L3 245H1L0 247H1V249H2ZM25 246H27V245H25ZM227 246V245H226ZM230 246V245H229ZM235 246H236V244H235ZM4 247V249H0V261L1 260H4V258H3V254H4V256L5 255H13L12 253H15V251H16V249L18 250V248H16L15 249V251L14 252H12V248H10L8 245L7 246H3ZM14 247V246H13ZM16 247V246H15ZM17 247H19V245L17 246ZM24 247V246H23ZM57 247V248H56ZM213 247V246H212ZM25 248V247H24ZM31 248H32V246H31ZM39 249V252H38V249ZM56 248V250H55V252L52 254V251H53V249H55ZM187 248V247H186ZM231 248H232V246H231ZM234 248V247H233ZM236 248H238V246L236 247ZM20 249V248H19ZM193 251L195 250V246H192V248H191ZM219 250V249H218ZM223 250H225V252H226V248H224ZM230 250V249H229ZM235 249H233V251H234ZM19 251V250H18ZM18 251L16 252V253H18ZM20 251H21V249H20ZM34 252L33 253H35V250H33ZM191 251V250H190ZM237 251V250H236ZM220 252H222V248H221V246H220ZM219 252V253H220ZM224 252V253H225ZM254 252V251H253ZM15 253V254H16ZM20 253H22V251L20 252ZM29 251H28V255H29ZM233 253V252H232ZM23 254V253H22ZM52 254V255H51ZM195 254V253H194ZM7 257V256H6ZM21 257V256H20ZM33 257L35 258V256L33 255ZM221 257V256H220ZM13 258H15V257H13ZM222 258V257H221ZM253 258V257H252ZM255 258V257H254ZM6 259V258H5ZM17 259V258H16ZM208 259H210V255H209V252L207 251V248H206V251H203L201 254H199V257H198V263L197 264H204V260L207 262L208 261ZM224 259H226V258H224ZM250 259H251V256H250ZM219 259H217V261H218ZM226 260H228V258L226 259ZM252 259L250 260V261H253ZM4 261H6V260H4ZM35 261H36V258H35ZM225 261V260H224ZM250 261H249V264H250ZM18 262V261H17ZM22 262H23V260H22ZM1 263H3V262H1ZM0 263V264H1ZM18 263H20V264H22L21 262H18ZM38 263V264H39ZM218 263V262H217ZM219 263H220V261H219ZM261 263H263V262H261ZM35 264H36V262H35ZM221 264V263H220ZM253 264V263H252ZM255 264V263H254Z\"/></svg>", "mask_w": 264, "mask_h": 264}]
</instances>
